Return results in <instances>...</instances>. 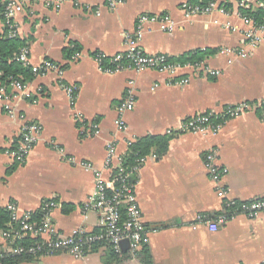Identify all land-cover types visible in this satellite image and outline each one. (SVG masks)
<instances>
[{"label": "crops", "instance_id": "1", "mask_svg": "<svg viewBox=\"0 0 264 264\" xmlns=\"http://www.w3.org/2000/svg\"><path fill=\"white\" fill-rule=\"evenodd\" d=\"M3 1L23 7L14 22L18 37L29 46L31 66L51 61L64 74L47 72L28 80L31 97L13 101L14 117L0 103V207L14 204L24 216L54 201L59 207L51 218L59 232L99 231V215L83 209L95 191V175L70 159L103 170L109 143L115 145L116 157L124 159L136 139L171 136L162 157L150 153L135 171L149 243L119 264H263L264 215H238L224 224L198 220L225 210L226 199L217 195L218 185L205 168L213 150L219 167L228 170L223 183L228 200L264 198V43L251 47L246 41L249 27L238 16L241 0H217L232 6L226 15L216 9L190 17L182 7L189 0H63L60 8L54 0ZM245 1L258 7L259 0ZM142 14L168 15L176 25L172 33L150 26L140 41L145 53L174 59L199 49L216 53L203 67L185 66L174 73L101 72L94 55L111 57L126 50L125 35L135 33ZM4 22L0 15V35ZM76 53L80 56L74 60ZM130 81L135 82L137 103L125 114L121 132L118 108ZM65 86L78 88L74 104ZM241 104L249 108L217 134L180 131L199 113L221 114ZM23 120L39 124L42 133L29 157L16 163L11 152ZM93 124L99 125L100 135L91 134ZM112 172L104 171V177L113 186ZM5 245L0 235V248ZM106 251L103 247L80 259L59 252L20 264H107Z\"/></svg>", "mask_w": 264, "mask_h": 264}, {"label": "built area", "instance_id": "2", "mask_svg": "<svg viewBox=\"0 0 264 264\" xmlns=\"http://www.w3.org/2000/svg\"><path fill=\"white\" fill-rule=\"evenodd\" d=\"M57 8H60L63 0H54ZM227 3L218 4L217 0H213L209 7L201 9L199 6L191 5L185 2L182 7L185 14L190 16L210 14L214 10H219L223 14H227L228 10L225 8ZM114 7L115 5L112 4ZM250 7L245 0H241L238 6V16L243 23L249 27L246 32L245 39L251 47H257L264 43V25L256 24L251 18L245 16L242 11ZM258 9L264 10V0L258 1ZM255 8V9H257ZM23 11L21 4L10 1L6 2L4 10V25L8 30L9 38H18V28L14 22L17 14ZM156 27L159 31L164 33H172L176 25L168 15H149L142 14L137 19L136 31L134 34L125 35L126 50L107 57L102 53H96L94 60L101 72L106 74H115L124 70H134L143 72L146 70L157 71L161 73H174L179 68L185 66H192L193 68L203 67L202 64H186L179 65L170 62V57L161 54H147L140 45L141 38L148 28ZM80 56L76 53L72 59H77ZM245 56V55H241ZM17 61L25 66H31L29 63V48H23L17 57ZM108 61L109 65L104 63ZM34 73L43 75L47 72H56L60 77L64 74V69L51 61H44L39 67L31 66ZM212 75H218V72H211ZM10 85L0 86V103L8 111L11 117L15 116V110L12 107L13 101L18 97L30 98L29 83H24L21 80L10 78ZM183 80L182 83H186ZM135 82L130 81L124 102L118 108L119 117L116 120L118 129L122 132L126 130L124 116L126 113L135 109L137 99L135 91ZM65 92L74 104L78 93V88L75 86H65ZM249 108L247 104L226 107L221 114L214 112L199 113L194 117L188 119L180 128L182 133L194 134H217L228 121L239 117L243 112ZM83 131H86L83 129ZM174 131L169 130L168 134H173ZM42 133V127L33 122L23 120L20 128V139L17 146L11 152L16 163H23L31 154L34 146L39 141ZM84 133V132H83ZM92 135H100L98 124L92 125ZM108 156L104 169H96L90 163H79L76 158H71L70 162L79 165L94 173L96 178V188L94 193L89 197L87 204L84 206L85 213L90 211L96 212L99 215L98 233L89 232L85 229H77L70 235H65L58 231L52 221V213L59 207V204L54 201H46L40 208V221H33L32 214L19 216L17 208L14 204L7 206L10 212L12 221L20 223L19 230L4 232L2 237L7 242L10 239H21L26 235H30L41 241L38 246L32 247H15L10 249L13 254L20 255L24 253L37 254L41 252L40 257L54 255L59 252H66L77 259L85 257V245H93L97 243L106 242L115 253L120 256L136 257L144 247L148 246L149 237L144 223L143 211L138 202L135 185L128 182L129 175H124L122 169V158L116 157L115 145L109 143L107 145ZM217 151H211L205 159V168L210 174L211 180L218 185L217 195L221 199H226L225 210L223 215L219 217L217 224H224L228 220L238 216L245 215L250 218H255L259 215H264V198L254 199L249 202H240L241 205H236L237 201L228 200V190L224 187V179L228 174L226 168H220L217 163ZM142 158L134 171L138 170L141 164L145 162ZM114 168L120 169V175L117 176L120 187L115 188L104 177V171L111 172ZM112 192V193H111ZM111 193V194H110ZM228 219V220H227ZM198 220L206 221L208 225L211 220L207 216H198ZM128 242V246L124 247L123 243ZM264 264V263H263Z\"/></svg>", "mask_w": 264, "mask_h": 264}, {"label": "trees", "instance_id": "3", "mask_svg": "<svg viewBox=\"0 0 264 264\" xmlns=\"http://www.w3.org/2000/svg\"><path fill=\"white\" fill-rule=\"evenodd\" d=\"M189 4L199 6L201 9L207 8L213 2V0H189ZM5 2L0 0V15L4 14L5 10ZM225 8L231 9V5L229 3L224 4ZM242 13L251 18L256 24L264 25V10L263 9H255L250 8L247 10H243ZM23 48H29L25 40L18 38H9L8 30L5 29L4 33L0 35V81L1 85L9 87L10 78L18 79L23 81L24 83H28V80L32 79L33 76H38L39 74L34 73L31 66H25L22 63L17 61V57L20 54V51ZM66 52L71 54V51L66 50ZM216 53L215 50L206 49V50H194L189 53H186L177 59L170 58V62L179 65L186 64H202L205 60ZM105 65H109L108 61L104 63ZM261 114H264V103L261 106ZM171 136H146L140 139H136L129 145L128 151L124 156L122 169L124 175H129L128 182L131 184H135V167L138 166L139 161L142 158L147 157L150 153H154L159 157H162L168 149V144ZM120 175V169L114 168L112 172V182L115 188H119L120 184L117 181V176ZM112 193V192H111ZM110 193V194H111ZM236 205H241L240 202H236ZM66 207V206H65ZM223 214H208L207 217L211 221L217 222L219 217ZM33 221H40L41 212L40 210L36 213L32 214ZM228 220V219H227ZM20 229L19 222H13L10 212L7 208L0 207V235L4 232L8 231H17ZM99 231L97 230L96 233ZM41 241L37 238H34L30 235H26L21 239H10L6 242L5 247L0 248V264H20L24 262H33L42 254L41 252L37 254L24 253L20 255H15L10 249L15 247H32L38 246ZM105 247L107 249L105 255V262L107 264H119L123 259L124 255L120 256L115 253L113 249L106 243H97L91 246L85 245V251L87 254L90 252H94L100 248ZM147 247V246H146ZM146 247H144L146 249ZM10 248V249H7ZM143 250V249H142ZM144 251V250H143ZM148 256V255H147ZM147 263V262H146Z\"/></svg>", "mask_w": 264, "mask_h": 264}, {"label": "water", "instance_id": "4", "mask_svg": "<svg viewBox=\"0 0 264 264\" xmlns=\"http://www.w3.org/2000/svg\"><path fill=\"white\" fill-rule=\"evenodd\" d=\"M123 246H124V247H127V246H128V242H124V243H123Z\"/></svg>", "mask_w": 264, "mask_h": 264}]
</instances>
